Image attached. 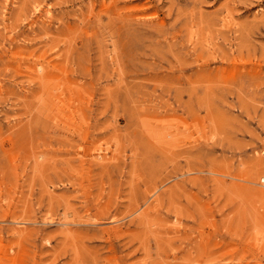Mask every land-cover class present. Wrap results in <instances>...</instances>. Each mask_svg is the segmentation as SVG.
<instances>
[{
    "label": "rangeland",
    "instance_id": "1",
    "mask_svg": "<svg viewBox=\"0 0 264 264\" xmlns=\"http://www.w3.org/2000/svg\"><path fill=\"white\" fill-rule=\"evenodd\" d=\"M264 0H0V264H264Z\"/></svg>",
    "mask_w": 264,
    "mask_h": 264
},
{
    "label": "bare ground",
    "instance_id": "2",
    "mask_svg": "<svg viewBox=\"0 0 264 264\" xmlns=\"http://www.w3.org/2000/svg\"><path fill=\"white\" fill-rule=\"evenodd\" d=\"M264 181V180H263Z\"/></svg>",
    "mask_w": 264,
    "mask_h": 264
}]
</instances>
